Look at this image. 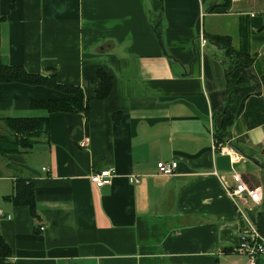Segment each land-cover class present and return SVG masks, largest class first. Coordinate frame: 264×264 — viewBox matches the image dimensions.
Instances as JSON below:
<instances>
[{
	"label": "crops",
	"instance_id": "obj_1",
	"mask_svg": "<svg viewBox=\"0 0 264 264\" xmlns=\"http://www.w3.org/2000/svg\"><path fill=\"white\" fill-rule=\"evenodd\" d=\"M0 0V59L79 86L88 113L31 109L32 100L67 98L55 89L0 83L1 121L47 115L49 133L32 149L0 154V235L12 264H247L237 251L239 220L223 176L234 167L262 187L255 227L264 237V68L235 70L230 143L233 164L213 128L226 92L215 84L199 32L239 46L248 19L251 49L264 64V0ZM219 1V0H218ZM217 1V2H218ZM159 22L157 33L155 26ZM208 50V51H207ZM112 76L96 99L97 70ZM114 115L118 116L115 121ZM87 138L85 147L79 142ZM235 143L237 147H234ZM177 161L173 176L159 161ZM113 168L96 187L90 174ZM136 181H130V177ZM33 180L37 216L5 197L17 178ZM264 264V254L257 263Z\"/></svg>",
	"mask_w": 264,
	"mask_h": 264
},
{
	"label": "trees",
	"instance_id": "obj_2",
	"mask_svg": "<svg viewBox=\"0 0 264 264\" xmlns=\"http://www.w3.org/2000/svg\"><path fill=\"white\" fill-rule=\"evenodd\" d=\"M218 1V0H217ZM214 1L210 10L216 7H229L231 0ZM159 22L155 28L158 29ZM248 19L243 17L239 22V46H233L232 37L229 35L203 33L208 44L214 45L223 51L221 59H213L209 56V63L212 69L213 79L217 86L226 92V101L223 111L218 113V122L215 119L213 137L215 144H223L230 138V129L234 123L235 116L227 114V110L234 105L237 95L236 88L247 84V80L235 72L238 68L252 65L264 68L262 61L257 59V53L251 49V33L248 26ZM227 59V60H226ZM224 61V62H223ZM226 61V62H225ZM99 86L95 91L94 98L105 99L112 88V76L103 68H99L96 73ZM18 82L28 85H41L55 89L63 94L70 95L67 98L32 100L31 109H42L51 112H73L88 113V106L84 104L87 99L82 89L74 84L61 83L55 69L49 75L27 71L22 65L11 64L0 59V83ZM119 115H114L118 121ZM47 115L42 116H7L1 121L7 129V134L0 135V154L7 155L15 152H25L32 149L38 142L41 135L49 133V120ZM231 144V143H230ZM237 147L235 143H232ZM13 193L5 197L11 204L16 206H27L33 217L37 216L35 207L34 183L27 178H17L13 186ZM11 248L0 235V264H12Z\"/></svg>",
	"mask_w": 264,
	"mask_h": 264
},
{
	"label": "built area",
	"instance_id": "obj_3",
	"mask_svg": "<svg viewBox=\"0 0 264 264\" xmlns=\"http://www.w3.org/2000/svg\"><path fill=\"white\" fill-rule=\"evenodd\" d=\"M197 51L200 56L204 55V48L207 44L206 38L202 32H199L197 36ZM214 132V128H213ZM88 140L82 139L79 142L81 147H85ZM230 140H227L225 146L221 147V153L227 154L231 163H235L239 156L233 147L229 145ZM157 173L165 176H173L177 170V161H159L156 164ZM113 168H106L100 171H96L90 174V181L96 186L101 187L109 182V179L113 176ZM232 183H229L223 176H220V181L224 184L229 197L231 198L236 210V216L239 220V243L237 245V251L244 254L247 257V264L257 263V258L264 254V237L256 229L255 225L250 222V218L245 212V207L248 202L258 205L262 200V187L260 185L250 186L249 183L242 178L241 174L231 167ZM130 181L135 182L136 178L130 177ZM1 214V210H0Z\"/></svg>",
	"mask_w": 264,
	"mask_h": 264
},
{
	"label": "water",
	"instance_id": "obj_4",
	"mask_svg": "<svg viewBox=\"0 0 264 264\" xmlns=\"http://www.w3.org/2000/svg\"><path fill=\"white\" fill-rule=\"evenodd\" d=\"M245 212L247 213L248 217L250 218V222H252L253 224H255V215H256V212H257V208L255 207H245Z\"/></svg>",
	"mask_w": 264,
	"mask_h": 264
},
{
	"label": "rangeland",
	"instance_id": "obj_5",
	"mask_svg": "<svg viewBox=\"0 0 264 264\" xmlns=\"http://www.w3.org/2000/svg\"><path fill=\"white\" fill-rule=\"evenodd\" d=\"M209 45V44H208ZM208 51V50H207ZM208 53V56H210V58H213V59H216V60H218V59H221L222 57L221 56H216V55H213V54H211V52L209 51V52H207ZM222 55H223V51H221L220 52ZM227 60V59H226ZM219 61V60H218ZM224 62V61H223ZM226 62V61H225ZM264 185V184H263Z\"/></svg>",
	"mask_w": 264,
	"mask_h": 264
}]
</instances>
